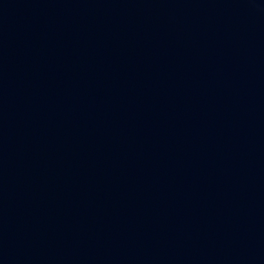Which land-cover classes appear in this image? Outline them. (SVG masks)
Returning <instances> with one entry per match:
<instances>
[{"label": "water", "instance_id": "water-1", "mask_svg": "<svg viewBox=\"0 0 264 264\" xmlns=\"http://www.w3.org/2000/svg\"><path fill=\"white\" fill-rule=\"evenodd\" d=\"M0 264H264V0H0Z\"/></svg>", "mask_w": 264, "mask_h": 264}]
</instances>
